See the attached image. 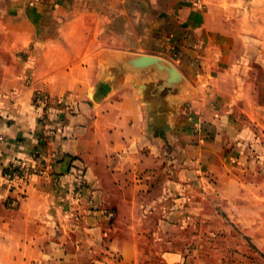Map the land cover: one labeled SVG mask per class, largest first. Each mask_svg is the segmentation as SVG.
<instances>
[{
	"label": "crops",
	"instance_id": "1",
	"mask_svg": "<svg viewBox=\"0 0 264 264\" xmlns=\"http://www.w3.org/2000/svg\"><path fill=\"white\" fill-rule=\"evenodd\" d=\"M256 62L264 0H0V264H143L152 230L209 221L196 195L213 183L264 242L242 153L256 119L234 114L264 109L246 85ZM14 159L36 171L24 190L4 177ZM173 244L164 256L186 264Z\"/></svg>",
	"mask_w": 264,
	"mask_h": 264
},
{
	"label": "rangeland",
	"instance_id": "2",
	"mask_svg": "<svg viewBox=\"0 0 264 264\" xmlns=\"http://www.w3.org/2000/svg\"><path fill=\"white\" fill-rule=\"evenodd\" d=\"M167 36H169V34L165 32L164 38ZM247 67L249 69L247 68L246 71L252 75L250 79L246 80V85H249V90L253 92L251 94L252 105L254 107L261 106L264 108V62L252 63ZM211 98L210 103L214 104L216 100H214V97ZM188 109L192 111L190 107ZM252 110L253 109L250 108V110L245 113L236 110L234 114L238 115V120H243V117L244 120H247L249 116L253 115L256 119L254 124L253 121H251V127L242 130L246 131L245 134L251 142L242 144V153L247 157V162L252 164L255 168V170L250 171L246 175V178L248 183L256 185L257 188L254 187L253 191L248 190L245 197L248 198V200L254 199L255 201V194L259 195L260 205L262 207L260 214L261 220H263L264 109L257 110V112ZM212 114L216 113L211 111V115ZM258 121L261 122L259 123ZM192 122H196L193 127L197 131L196 134H199V131H202V127L200 128V124L197 121ZM238 129L240 130L241 128ZM213 181H215V179H212V182ZM218 184L219 183H213V187L209 188L208 191L202 190V194L198 192L196 195L198 200L206 198V205L202 213L208 216L207 220L209 221H196L192 226L184 229L170 227L165 231H157L158 234L156 237L160 239L153 237L154 231L152 230L150 235L147 234L148 238L143 240L145 243L141 245L142 255L140 256V262L143 264H172V260H168L163 252L172 248L174 246L173 242H175V244L178 243L180 249H184L186 264H264V251L260 249V247H264V242L259 243L258 240H253L250 236H247L246 232L250 229L248 224H236L231 221L232 217H229L224 211L225 199H223L218 189ZM188 245H192L195 254H186L187 250L185 246ZM91 260L94 264H122V256L116 252L92 256Z\"/></svg>",
	"mask_w": 264,
	"mask_h": 264
},
{
	"label": "built area",
	"instance_id": "3",
	"mask_svg": "<svg viewBox=\"0 0 264 264\" xmlns=\"http://www.w3.org/2000/svg\"><path fill=\"white\" fill-rule=\"evenodd\" d=\"M52 99L47 92H38L35 96V106L41 112V121L47 120ZM28 168L21 159H14L4 171L8 186L13 189H25L29 186L36 171Z\"/></svg>",
	"mask_w": 264,
	"mask_h": 264
}]
</instances>
